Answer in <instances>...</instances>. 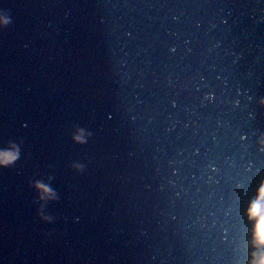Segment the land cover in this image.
I'll return each mask as SVG.
<instances>
[{
    "label": "water",
    "instance_id": "obj_1",
    "mask_svg": "<svg viewBox=\"0 0 264 264\" xmlns=\"http://www.w3.org/2000/svg\"><path fill=\"white\" fill-rule=\"evenodd\" d=\"M116 2L0 0L10 19L0 26V150L19 148L0 165V264H157L156 244L162 252L174 245L170 264H183L171 232L166 240L140 234L147 221L131 181L138 161L129 155L136 141L123 53L109 35ZM225 2L224 44L243 53L231 74L253 97L242 92L234 114L246 133L238 163L251 187L264 170V12L257 0ZM77 129L90 133L85 142L74 139ZM48 190L54 198L42 199Z\"/></svg>",
    "mask_w": 264,
    "mask_h": 264
},
{
    "label": "clouds",
    "instance_id": "obj_2",
    "mask_svg": "<svg viewBox=\"0 0 264 264\" xmlns=\"http://www.w3.org/2000/svg\"><path fill=\"white\" fill-rule=\"evenodd\" d=\"M256 6L264 12V0ZM231 14L225 0H117L108 18L123 53L124 110L136 141L129 155L138 161L131 181L147 221L140 234L166 240L171 232L183 264H264V170L250 187L238 163L246 133L234 114L248 90L230 68L243 53L224 44ZM8 23L0 12V26ZM88 135L77 129L74 139ZM257 142L264 147V133ZM18 156L16 145L0 150V165ZM175 253L156 244L152 260L170 264Z\"/></svg>",
    "mask_w": 264,
    "mask_h": 264
}]
</instances>
